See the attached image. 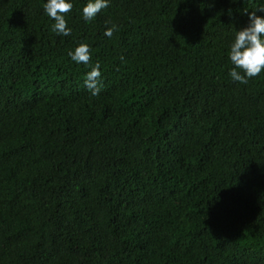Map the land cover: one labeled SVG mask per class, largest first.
<instances>
[{"label":"trees","instance_id":"trees-1","mask_svg":"<svg viewBox=\"0 0 264 264\" xmlns=\"http://www.w3.org/2000/svg\"><path fill=\"white\" fill-rule=\"evenodd\" d=\"M43 3L0 0V264H264V72L227 57L264 0H73L67 37Z\"/></svg>","mask_w":264,"mask_h":264},{"label":"clouds","instance_id":"clouds-1","mask_svg":"<svg viewBox=\"0 0 264 264\" xmlns=\"http://www.w3.org/2000/svg\"><path fill=\"white\" fill-rule=\"evenodd\" d=\"M110 0H84L80 8L81 19L91 22L96 15L109 6ZM73 0H44V14L54 23L52 31L57 36H69L71 28L66 14L73 10ZM264 12V7L257 8ZM246 26L236 30L232 42L228 46L227 57L231 67L228 75L233 82L247 84L249 79L264 72V16L256 15L255 11L247 13ZM117 25L106 27L104 36L111 38ZM76 64L88 65L91 55L89 46L80 43L67 53ZM99 63L85 73L83 85L92 95L96 96L102 89V75Z\"/></svg>","mask_w":264,"mask_h":264}]
</instances>
